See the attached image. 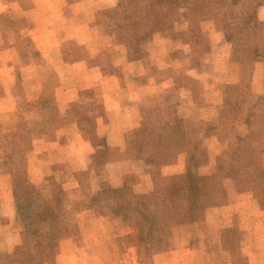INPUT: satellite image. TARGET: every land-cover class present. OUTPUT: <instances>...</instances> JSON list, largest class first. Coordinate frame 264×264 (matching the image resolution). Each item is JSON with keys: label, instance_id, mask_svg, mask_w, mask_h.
I'll use <instances>...</instances> for the list:
<instances>
[{"label": "rangeland", "instance_id": "rangeland-1", "mask_svg": "<svg viewBox=\"0 0 264 264\" xmlns=\"http://www.w3.org/2000/svg\"><path fill=\"white\" fill-rule=\"evenodd\" d=\"M262 250L264 0H0V264Z\"/></svg>", "mask_w": 264, "mask_h": 264}, {"label": "crops", "instance_id": "crops-1", "mask_svg": "<svg viewBox=\"0 0 264 264\" xmlns=\"http://www.w3.org/2000/svg\"><path fill=\"white\" fill-rule=\"evenodd\" d=\"M38 1V0H37ZM120 184V182L119 183H113V186H118ZM239 248V250H240V247H238ZM237 248V249H238ZM236 249V251L235 252H232L231 253V257H237V256H240V254L241 253H239L238 252V250ZM199 251V249H197L196 247H192L190 250H189V253H190V255L191 256H193V255H195L197 252ZM254 253H257L256 251H249L248 253H246L247 255H248V264H264V262L263 261H257V260H255L254 258H253V256H252V258L249 256L250 254L252 255H254ZM257 254H259V255H261V254H264V250H262V252H259V253H257ZM229 258V257H228Z\"/></svg>", "mask_w": 264, "mask_h": 264}]
</instances>
